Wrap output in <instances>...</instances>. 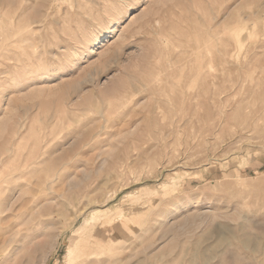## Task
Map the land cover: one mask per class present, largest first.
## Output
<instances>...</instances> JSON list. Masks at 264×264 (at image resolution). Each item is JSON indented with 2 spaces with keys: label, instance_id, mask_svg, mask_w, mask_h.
Here are the masks:
<instances>
[{
  "label": "rangeland",
  "instance_id": "374dc122",
  "mask_svg": "<svg viewBox=\"0 0 264 264\" xmlns=\"http://www.w3.org/2000/svg\"><path fill=\"white\" fill-rule=\"evenodd\" d=\"M75 242L264 264V0H0V264Z\"/></svg>",
  "mask_w": 264,
  "mask_h": 264
},
{
  "label": "bare ground",
  "instance_id": "6f19581e",
  "mask_svg": "<svg viewBox=\"0 0 264 264\" xmlns=\"http://www.w3.org/2000/svg\"><path fill=\"white\" fill-rule=\"evenodd\" d=\"M263 6V5H262ZM254 14H257V13H255V12H250L249 13V15H254ZM93 223V222H92ZM87 225V222L85 221L84 222V226H86ZM92 225V224H91ZM88 231L85 233V230L83 229V227H82V229H81V234L82 235H80L81 237H85V238H87L88 236H90V234L92 233L91 232V230H90V228L88 227ZM86 242L87 241H85V244H86ZM81 245L80 243H77V242H75V243H72L71 244V246H70V248H69V250H68V254H67V257H69L70 258V261L72 262V264H74V263H76L77 262V264H78V261H80L79 259H80V257H81V255L82 254H84V250H83V248L85 249L86 248V245ZM83 247V248H82ZM92 250V249H91ZM83 251V252H82ZM92 253H95V252H90V254H92Z\"/></svg>",
  "mask_w": 264,
  "mask_h": 264
}]
</instances>
